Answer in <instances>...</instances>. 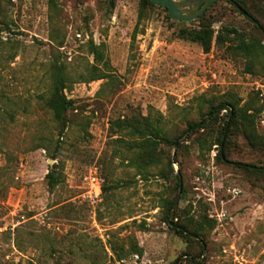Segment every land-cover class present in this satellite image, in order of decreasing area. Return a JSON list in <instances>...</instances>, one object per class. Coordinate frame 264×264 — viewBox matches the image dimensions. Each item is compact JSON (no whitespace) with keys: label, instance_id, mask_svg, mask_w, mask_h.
<instances>
[{"label":"rangeland","instance_id":"1","mask_svg":"<svg viewBox=\"0 0 264 264\" xmlns=\"http://www.w3.org/2000/svg\"><path fill=\"white\" fill-rule=\"evenodd\" d=\"M143 6L0 0V264H264V54L205 53L177 34L197 18ZM204 21L264 43L227 0ZM57 65L73 100L64 128L47 104ZM231 97L242 114L224 128L227 109L207 113ZM140 113L182 142H161L144 170L136 137L116 126ZM195 121L204 128L186 130ZM94 163L106 190L90 200Z\"/></svg>","mask_w":264,"mask_h":264},{"label":"trees","instance_id":"2","mask_svg":"<svg viewBox=\"0 0 264 264\" xmlns=\"http://www.w3.org/2000/svg\"><path fill=\"white\" fill-rule=\"evenodd\" d=\"M141 1L144 6H157L151 0ZM227 1H229L240 14L252 21L264 36V23L260 20V17L264 16V0ZM208 8L198 16L197 19L200 21L198 26L180 27L177 32L178 37L198 43L205 53L210 52L213 46L228 44L229 47L243 53V55L248 58L249 61H252L264 54L263 39L257 37H247L242 31L234 26L225 25L216 30L213 27L212 22L204 21ZM165 9L168 11L167 7H165ZM142 16L143 13L141 11L139 19H141ZM91 52L96 54L98 58H103L102 53H100V45L92 42ZM99 78H101V76H95L93 79ZM66 81L67 75L65 73L64 67L62 65H57L53 72V86L50 96L47 99V104L53 110L55 118L62 123L63 128L66 125V112L73 105V100L65 93V89L67 87ZM224 109L228 110L230 117V121H226L224 128L226 125L231 127L237 122L239 118H241L242 114V108L239 107L235 97L223 100L217 105L212 104L208 110L207 116L211 117L210 120L218 119L220 112ZM116 126L120 131L136 137V141L134 142L135 146L133 147L137 148V158L139 159L138 167L141 170H144L146 166L153 165L161 161L163 153L162 148H160L161 142H165L172 146L176 145L177 147L182 143L179 140L180 136H169L159 121H153L148 115H143L141 113L137 116L119 119ZM199 128H204L202 121L190 122L186 130L189 132H194ZM111 129H114V124L112 125ZM223 131L221 132L220 136H218L213 141V144L221 145L222 149L220 150V155L225 154V141L222 140ZM122 136L123 135L120 137ZM173 162L174 161L172 159H169L171 166ZM49 176V184L53 186L56 182V178L52 175ZM104 190H106L105 183L103 186V191ZM167 221L169 223L172 222L169 220ZM177 228L178 230L182 229V231H184V229L181 227L177 226Z\"/></svg>","mask_w":264,"mask_h":264},{"label":"water","instance_id":"3","mask_svg":"<svg viewBox=\"0 0 264 264\" xmlns=\"http://www.w3.org/2000/svg\"><path fill=\"white\" fill-rule=\"evenodd\" d=\"M165 6L169 15L177 20L192 21L218 0H151Z\"/></svg>","mask_w":264,"mask_h":264},{"label":"built area","instance_id":"4","mask_svg":"<svg viewBox=\"0 0 264 264\" xmlns=\"http://www.w3.org/2000/svg\"><path fill=\"white\" fill-rule=\"evenodd\" d=\"M83 186L90 200H97L103 193L105 178L97 163L89 166L82 178Z\"/></svg>","mask_w":264,"mask_h":264}]
</instances>
